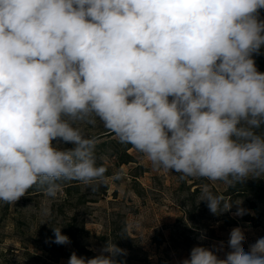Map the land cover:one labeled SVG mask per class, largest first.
<instances>
[{
	"label": "clouds",
	"instance_id": "1",
	"mask_svg": "<svg viewBox=\"0 0 264 264\" xmlns=\"http://www.w3.org/2000/svg\"><path fill=\"white\" fill-rule=\"evenodd\" d=\"M260 9L264 0H0V201L37 184L55 197L62 179L105 182L97 140L74 126L96 117L181 178H264ZM201 197L213 215L251 214L208 184ZM51 228L52 243H71ZM245 240L234 227L226 245L194 246L180 264H264V237L247 251ZM126 254L107 240L68 264H123Z\"/></svg>",
	"mask_w": 264,
	"mask_h": 264
},
{
	"label": "rangeland",
	"instance_id": "2",
	"mask_svg": "<svg viewBox=\"0 0 264 264\" xmlns=\"http://www.w3.org/2000/svg\"><path fill=\"white\" fill-rule=\"evenodd\" d=\"M254 59L257 70L264 73V47ZM74 126L97 140L95 156L97 164L107 168L106 181L62 179L55 197L46 195V185L37 184L16 203L0 201V264H68L73 246L52 243L51 227H63L62 234L74 237L94 256L107 240L114 241L126 250L118 257L123 264H180L194 246L211 247L219 241L226 245L234 227L245 230L246 251L264 237V207L242 190L234 192L223 181L181 178L172 170L154 167L134 146L125 150L127 144L98 117L95 124L77 121ZM117 172L121 178L113 180ZM204 184L215 195L242 200L241 207L251 214L233 217V206L231 212L213 215L201 201ZM134 221L140 227L125 231Z\"/></svg>",
	"mask_w": 264,
	"mask_h": 264
},
{
	"label": "trees",
	"instance_id": "3",
	"mask_svg": "<svg viewBox=\"0 0 264 264\" xmlns=\"http://www.w3.org/2000/svg\"><path fill=\"white\" fill-rule=\"evenodd\" d=\"M259 14L260 18H264V9H260ZM130 148H132V145L127 144L125 150ZM231 189L234 190V192L242 190L248 197L251 196L253 200L260 203L264 207V178L248 179L245 183L236 184L235 187H231ZM68 237L70 238L71 244L73 246V252H75L78 256H94L91 251H88L85 247L77 243L74 237H71L70 235Z\"/></svg>",
	"mask_w": 264,
	"mask_h": 264
}]
</instances>
